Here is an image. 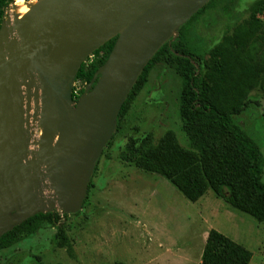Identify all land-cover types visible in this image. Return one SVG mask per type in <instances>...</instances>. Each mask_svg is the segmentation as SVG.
<instances>
[{
  "label": "water",
  "instance_id": "water-1",
  "mask_svg": "<svg viewBox=\"0 0 264 264\" xmlns=\"http://www.w3.org/2000/svg\"><path fill=\"white\" fill-rule=\"evenodd\" d=\"M210 1H38L21 19L15 16L12 39L3 22L0 237L43 213L40 204L49 203L51 209L68 215L82 210L96 166L139 77ZM116 37L109 59L75 101L81 66ZM32 119L42 135L30 144ZM29 155L33 158L26 161ZM40 177L49 181L52 199L36 195Z\"/></svg>",
  "mask_w": 264,
  "mask_h": 264
},
{
  "label": "rangeland",
  "instance_id": "rangeland-1",
  "mask_svg": "<svg viewBox=\"0 0 264 264\" xmlns=\"http://www.w3.org/2000/svg\"><path fill=\"white\" fill-rule=\"evenodd\" d=\"M258 1L214 0L203 15L191 22L187 36L204 66L222 38L236 25L250 20ZM13 8L14 3L6 10L4 24ZM258 17L264 21L263 14ZM75 88L78 93L85 89V93L88 86L76 83ZM182 88L176 70L158 64L121 129L104 149L82 210L65 217L59 208L40 204L43 213L58 212L59 221L55 226L44 224L36 235L0 251V264H202L212 230L249 250L253 254L251 264H264V222L231 209L212 190L191 203L165 178L121 159L131 140L139 143L149 134L160 139L168 131L175 133L182 147L191 148L179 116ZM39 102H33L32 114ZM234 119L243 133L261 147L264 156V75L248 107ZM41 135L40 125L32 119L29 143L37 142ZM32 158L29 155L26 161ZM40 181L36 195L52 199L49 181L44 177ZM62 236L68 239L65 247L59 244Z\"/></svg>",
  "mask_w": 264,
  "mask_h": 264
},
{
  "label": "trees",
  "instance_id": "trees-1",
  "mask_svg": "<svg viewBox=\"0 0 264 264\" xmlns=\"http://www.w3.org/2000/svg\"><path fill=\"white\" fill-rule=\"evenodd\" d=\"M213 1L153 57L117 119L119 130L151 72L158 64H164L175 69L183 81L179 116L191 148L182 147L175 133L168 131L160 139L149 134L139 143L131 140L121 159L165 178L191 203H197L212 190L231 209L264 222V156L261 147L243 133L234 119L248 107L250 96L264 75V21L258 17L264 15V0L256 3L249 21L236 25L211 50L209 62L204 66L203 58L190 46L187 34L191 22L203 15ZM14 2L0 0V29L6 10ZM117 39L107 42L87 59L77 74V84H91L109 59ZM91 186L90 183L88 192ZM87 199L88 196L85 202ZM59 218L58 212L38 213L14 226L0 237V251L36 235L44 224L55 226ZM59 244L67 246L68 239L62 236ZM252 259L253 254L245 247L216 230L210 231L202 264H251Z\"/></svg>",
  "mask_w": 264,
  "mask_h": 264
},
{
  "label": "bare ground",
  "instance_id": "bare-ground-1",
  "mask_svg": "<svg viewBox=\"0 0 264 264\" xmlns=\"http://www.w3.org/2000/svg\"><path fill=\"white\" fill-rule=\"evenodd\" d=\"M40 1H44V0H40ZM39 1V2H40ZM39 2L35 3V2H28V0H15L14 2V8L12 10V15L11 17L8 19V21L5 24V28L8 31V34L10 35V39H12L13 37H15V33L14 32V27H15V16L18 17L19 19H21L22 17H24L28 12L31 11V9L37 5Z\"/></svg>",
  "mask_w": 264,
  "mask_h": 264
},
{
  "label": "built area",
  "instance_id": "built-area-1",
  "mask_svg": "<svg viewBox=\"0 0 264 264\" xmlns=\"http://www.w3.org/2000/svg\"><path fill=\"white\" fill-rule=\"evenodd\" d=\"M92 57V56H91ZM75 87H74V94H73V97H74V100L75 101H78L81 97H79L80 93H78L77 91H75Z\"/></svg>",
  "mask_w": 264,
  "mask_h": 264
},
{
  "label": "flooded vegetation",
  "instance_id": "flooded-vegetation-1",
  "mask_svg": "<svg viewBox=\"0 0 264 264\" xmlns=\"http://www.w3.org/2000/svg\"><path fill=\"white\" fill-rule=\"evenodd\" d=\"M13 215H15V214H13Z\"/></svg>",
  "mask_w": 264,
  "mask_h": 264
}]
</instances>
